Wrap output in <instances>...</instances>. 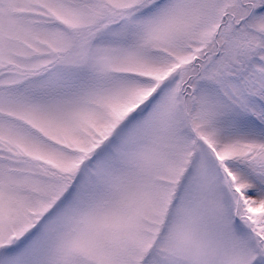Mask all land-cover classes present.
<instances>
[{"label": "snow or ice", "instance_id": "6c2138e0", "mask_svg": "<svg viewBox=\"0 0 264 264\" xmlns=\"http://www.w3.org/2000/svg\"><path fill=\"white\" fill-rule=\"evenodd\" d=\"M0 264H264V0H0Z\"/></svg>", "mask_w": 264, "mask_h": 264}]
</instances>
